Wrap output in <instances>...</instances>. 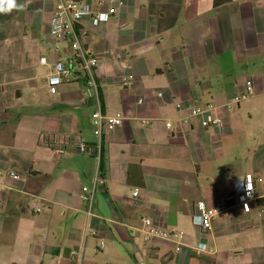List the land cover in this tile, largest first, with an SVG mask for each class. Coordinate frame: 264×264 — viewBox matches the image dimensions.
Returning <instances> with one entry per match:
<instances>
[{"label":"crops","instance_id":"0c3cea01","mask_svg":"<svg viewBox=\"0 0 264 264\" xmlns=\"http://www.w3.org/2000/svg\"><path fill=\"white\" fill-rule=\"evenodd\" d=\"M216 1L113 0L117 11L107 21L83 19L85 44L99 58L103 110L123 114L103 133L106 183L89 219L81 189L97 171L93 151L57 156L50 141L65 134L96 140L93 92L69 41L50 33L54 0H16L0 12V264H77L69 250L81 246L82 264L264 263L257 210L229 200L211 231L193 222L199 201L215 206L246 174L264 196V0ZM81 2L99 9L98 0ZM58 60L75 79L52 93L47 78ZM127 72L135 74L130 85L121 83ZM248 80L255 93L233 103ZM208 104L222 125L202 126L207 113L190 115ZM144 215L183 230L181 249L170 240L146 242Z\"/></svg>","mask_w":264,"mask_h":264},{"label":"built area","instance_id":"2783aa9c","mask_svg":"<svg viewBox=\"0 0 264 264\" xmlns=\"http://www.w3.org/2000/svg\"><path fill=\"white\" fill-rule=\"evenodd\" d=\"M111 0H98L97 4L99 9L93 11L87 5H83L81 0H54V8L52 12V18L50 22V33L56 38H63L69 41L70 47L74 52V59L79 64L82 71L85 84L93 92L95 98L96 107L92 112V120L94 123V134L96 140L94 144L89 145L80 136L76 135H55L50 138L51 143L54 145L53 152L57 156L63 155L68 150H75L79 153H89L93 151V155L97 160V171L94 175L91 185H85L81 189V197L85 202V211L88 219L95 215L94 204L97 190L104 186L106 178L102 175L100 169V161L102 155V143L103 133L112 131L122 124L123 114L115 113L108 114L104 112L101 101V94L99 91L98 83L95 76L96 68L99 64V58L92 54L86 44L85 38L87 29L83 25V19L90 17L94 25H99L102 22L107 21L116 11L117 8L112 4ZM110 2V6L106 9L103 7ZM123 4V1H120ZM42 64H47L48 60L45 56L40 58ZM75 79L73 73V67L63 60H58L54 63L52 71L48 75L49 90L52 93H56L58 87L64 83H70ZM135 79L133 72H127L122 75L121 83L124 85H130ZM255 93V88L252 80L246 82V89L233 98L232 102L237 103L244 100ZM159 95H162L159 92ZM232 104L229 103V106ZM177 107H181V103H177ZM216 108L214 104H208L204 108L195 107L190 110V115L193 117H199L202 113H207L206 118L201 119L202 126L208 125H222V119L218 116H212L211 112ZM166 126L172 128L173 124L171 120L166 122ZM10 175L14 178H19L20 175L15 171H10ZM134 195H138V190L134 192ZM259 198L255 192V177L252 174H246L244 177L237 179L235 182V188L233 192H224L220 196L218 204L212 207H207L203 201H199L196 205L197 212L193 215L194 224L199 227L202 232H209L213 229V218L224 211L227 208L229 200H235L236 204L243 211L257 210L258 216L262 217L264 214V208L258 205ZM1 204V198H0ZM39 210V209H38ZM140 230L143 233V237L146 242H151L154 239L170 240L177 244L176 249L180 250L185 237L183 230H170L166 227H162L156 224L155 220L144 215L141 217ZM97 231H93L96 234ZM105 241L100 240L97 250L103 249ZM205 247V242H201L199 247ZM202 250L209 253H215L213 248H202ZM69 258L72 261H77V264H82L83 258V246L71 247L69 250Z\"/></svg>","mask_w":264,"mask_h":264},{"label":"clouds","instance_id":"9594fccd","mask_svg":"<svg viewBox=\"0 0 264 264\" xmlns=\"http://www.w3.org/2000/svg\"><path fill=\"white\" fill-rule=\"evenodd\" d=\"M16 7H17L16 0H0V12L11 11Z\"/></svg>","mask_w":264,"mask_h":264},{"label":"trees","instance_id":"16d2710c","mask_svg":"<svg viewBox=\"0 0 264 264\" xmlns=\"http://www.w3.org/2000/svg\"><path fill=\"white\" fill-rule=\"evenodd\" d=\"M221 1H223V0H217L216 2L218 3V2H221ZM257 202H258V205H259L260 207H263V208H264V196L260 197V198L257 200ZM210 262L214 263L213 258H211ZM259 264H264V263H259Z\"/></svg>","mask_w":264,"mask_h":264},{"label":"rangeland","instance_id":"374dc122","mask_svg":"<svg viewBox=\"0 0 264 264\" xmlns=\"http://www.w3.org/2000/svg\"><path fill=\"white\" fill-rule=\"evenodd\" d=\"M262 220H264V214H263V219Z\"/></svg>","mask_w":264,"mask_h":264}]
</instances>
